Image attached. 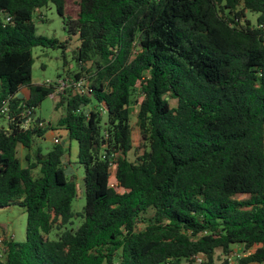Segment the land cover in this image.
Returning a JSON list of instances; mask_svg holds the SVG:
<instances>
[{
  "label": "trees",
  "instance_id": "obj_1",
  "mask_svg": "<svg viewBox=\"0 0 264 264\" xmlns=\"http://www.w3.org/2000/svg\"><path fill=\"white\" fill-rule=\"evenodd\" d=\"M49 1L78 33L65 75L89 81L56 94L64 112L50 125L78 144L77 212L61 133L25 165L17 155L47 128L23 119L55 89L31 81L32 47L59 42L36 32ZM135 105L148 149L130 159ZM0 116V208L26 212L0 264H230L235 244L238 264L264 260V0H0Z\"/></svg>",
  "mask_w": 264,
  "mask_h": 264
},
{
  "label": "rangeland",
  "instance_id": "obj_2",
  "mask_svg": "<svg viewBox=\"0 0 264 264\" xmlns=\"http://www.w3.org/2000/svg\"><path fill=\"white\" fill-rule=\"evenodd\" d=\"M76 9V4L72 2L67 3V14L70 13L73 15ZM246 14L252 21H254L256 16L254 12L247 11ZM65 17L66 16L57 12L55 5L51 1L34 12L33 19L36 32L48 37H55L59 42L54 43V46L35 45L32 47V82H43L47 79H54L58 76L65 75L67 70L77 67L74 54L79 43L78 33L68 32L65 26ZM19 94H21V97L25 96V93L20 92ZM56 100V95H48L43 98L38 105L34 106L32 112L34 113L33 117L44 119L47 128L42 137H35L31 149H26L24 146L18 145L17 155L20 157L23 165L26 164L24 159V154L26 152L32 156L33 150H35L38 145L41 147L42 151H47L51 147L55 136L59 133L60 130H55V128L50 127V125L56 124L57 118L64 112L63 107H55ZM105 118V114L103 113V120ZM131 124L133 147L128 151L127 155L130 159H134L137 154L141 153L144 149H148L147 142L141 137L136 124V105L131 111ZM1 126H7V120L4 116H0V127ZM61 132V135H65L63 134L64 131ZM62 138L65 142V171L68 177L75 182L77 188L76 195L72 200V209L74 212H77L82 210L85 203L84 194L82 192L83 166L77 161V141L66 136H63ZM113 169L114 167L111 166V172H113ZM34 172H36V169ZM72 221L71 225H66L65 227L73 228L81 222V218L74 214ZM0 223L6 227V233L0 230V235H3L5 238L7 235L12 236L15 240H23L25 238L26 212L23 206L12 204L6 208H0ZM51 235L57 237L58 231L53 230ZM244 254L242 245H233L232 250L227 255L230 259V264H238V257ZM215 256L223 257L220 249H216ZM247 264H264V260L261 262L254 261Z\"/></svg>",
  "mask_w": 264,
  "mask_h": 264
},
{
  "label": "built area",
  "instance_id": "obj_3",
  "mask_svg": "<svg viewBox=\"0 0 264 264\" xmlns=\"http://www.w3.org/2000/svg\"><path fill=\"white\" fill-rule=\"evenodd\" d=\"M45 82L53 83L55 85L54 92L50 93V95H56L58 92H64L66 90H70L72 93L83 92L87 89L89 83L88 79H86L84 76H74V75H62L54 79H47L45 80ZM6 107L7 104L5 103L1 108V112L5 113ZM31 114L24 117L23 124L25 126L31 121L32 119ZM54 140H57L56 136ZM111 166L114 167V165L111 164L109 167V184L113 185L116 182V179L114 176V169L113 172H111ZM4 239L5 237L3 235H0V255L4 250ZM201 259L202 258L200 255L195 256L196 262H200Z\"/></svg>",
  "mask_w": 264,
  "mask_h": 264
},
{
  "label": "crops",
  "instance_id": "obj_4",
  "mask_svg": "<svg viewBox=\"0 0 264 264\" xmlns=\"http://www.w3.org/2000/svg\"><path fill=\"white\" fill-rule=\"evenodd\" d=\"M25 93V96L28 94V88L26 86H21L18 90V92L16 93L17 96L21 97L19 93ZM55 130H60L59 133H62L61 131H63L62 129L58 128V129H55ZM62 136H65V135H62Z\"/></svg>",
  "mask_w": 264,
  "mask_h": 264
},
{
  "label": "water",
  "instance_id": "obj_5",
  "mask_svg": "<svg viewBox=\"0 0 264 264\" xmlns=\"http://www.w3.org/2000/svg\"><path fill=\"white\" fill-rule=\"evenodd\" d=\"M31 116H34V113L31 114ZM40 118L36 117L35 118V121H38ZM41 120H44V119H41Z\"/></svg>",
  "mask_w": 264,
  "mask_h": 264
}]
</instances>
